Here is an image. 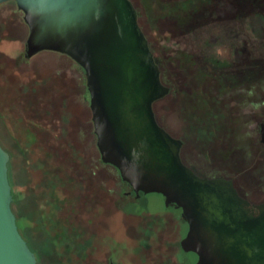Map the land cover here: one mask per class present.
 Segmentation results:
<instances>
[{
  "label": "water",
  "instance_id": "1",
  "mask_svg": "<svg viewBox=\"0 0 264 264\" xmlns=\"http://www.w3.org/2000/svg\"><path fill=\"white\" fill-rule=\"evenodd\" d=\"M11 0H0V4ZM29 26L26 56L63 53L85 71L101 160L136 192L182 209L181 245L196 264H264V202L252 210L232 180L201 177L181 157L183 141L158 121L170 92L131 0H13ZM264 143V122L260 125ZM10 154L0 144V264H38L12 208Z\"/></svg>",
  "mask_w": 264,
  "mask_h": 264
},
{
  "label": "trees",
  "instance_id": "2",
  "mask_svg": "<svg viewBox=\"0 0 264 264\" xmlns=\"http://www.w3.org/2000/svg\"><path fill=\"white\" fill-rule=\"evenodd\" d=\"M131 1L138 11L140 23L142 13L135 0ZM146 4L151 12L155 11L152 17L157 31L164 32L172 43V46L161 49L157 40L154 46L153 39L146 35L140 24L158 59L161 78H165L170 87L169 94L154 103L157 119L160 121V114L164 113L181 115L193 127L192 149L195 154L209 157L211 161H223L225 165L232 163V169L240 177H246L248 172L252 173L249 159L245 158L246 152L231 151L237 144L236 135L240 128L234 95L245 91L247 96H253L261 90L264 57L254 53L251 37L249 40L239 38L236 26L240 24L242 30L245 24L254 37H264V0H146ZM207 24H223L232 28L225 33L226 40L230 41L228 59L208 52V42L213 39L205 38ZM195 34L198 38L193 48L189 43ZM0 65L4 71L3 81H7L4 84L12 90V101L6 103L5 108L12 104L11 111L20 112L18 118H22L20 123L23 125V134H19L15 151L7 150L1 141L0 144L11 156L9 177L12 176L13 159L22 156L25 160L34 201L33 213L29 212V204L19 210L16 207L19 198L15 183H11L12 208L19 229L36 253L23 232L24 220L31 226L29 220L32 216L33 226L45 230L49 239L61 249L58 251L62 264H80L87 259L84 253L93 250L94 241L102 231L100 222L103 214L96 206L103 185L87 163L81 143L73 136L77 120L87 118L73 116L69 111V108L77 107L71 96L77 89L75 82L64 73L48 71L44 78L37 79L44 81L43 84L19 87L13 83L15 75L14 78L11 76L12 82H8L7 77L12 74L10 63L1 59ZM26 115L39 117L42 121L40 124L34 119V122H29L23 119ZM52 121L55 126L51 125ZM254 146L260 148L258 144ZM57 191L64 194V198L59 199ZM46 199L58 203L46 209L44 203L49 202ZM64 208L67 210L66 218L57 217ZM76 225H80V229ZM64 252L67 255L64 256Z\"/></svg>",
  "mask_w": 264,
  "mask_h": 264
},
{
  "label": "rangeland",
  "instance_id": "3",
  "mask_svg": "<svg viewBox=\"0 0 264 264\" xmlns=\"http://www.w3.org/2000/svg\"><path fill=\"white\" fill-rule=\"evenodd\" d=\"M135 2L138 4V7L142 13L140 24L144 28L146 35H148L149 38L153 39V45L156 46V42L158 40L160 43H158V47L161 46V49H166L167 47L172 46L171 41L168 40L164 32L160 33V31H157V25H155L153 21L154 17H152L155 11L151 12L148 9L146 0H135ZM0 24L4 26L2 27V29L4 28V30L2 32V35L0 36V61L1 59L5 61H7L8 58L12 59V65H10L13 69V72L10 76L7 77L8 82H12L11 76H13L14 78V75L16 76V79H18L20 82H28L31 78L38 79V77L44 74L43 72L47 70H53L54 72L64 73L71 80H73L77 89L76 91L72 92L71 96L73 102L77 105V107L73 106L72 108H69V111L73 116L80 115L83 118L87 117L83 120H77V122L75 123V127L73 129L74 139L78 140L81 143L82 150L85 155V159L87 160V163L91 167H93L95 171L99 174H104L103 176L105 183L111 185L115 179L119 181L120 173L114 167L109 165L101 166L100 164V162H102L101 155L96 144L97 138L94 133V125L92 122V114L90 110V94L87 91V76L85 74L84 69L71 57L61 55L56 52H41L39 54H36L32 58H27L26 40L29 35V28L24 22L23 12L17 9L16 3L14 1H9L0 5ZM6 24L14 26L16 30L9 31V27L8 29L5 28ZM242 26L244 27V29L242 30H240V24L236 26L239 38H246L249 40V38L251 37L253 39V45L251 46H254L252 47L254 53L257 56L264 57V37H254L245 24ZM226 28V25L223 24H207L204 30L205 34L203 33L205 35V38L208 37V39H213L211 40V43L208 42V52L216 54L224 60L229 58L228 43L230 42L226 40L227 35L225 33H229L231 27L227 28V31L225 30ZM193 33L194 32H192V35ZM230 33L233 32L231 31ZM157 34L158 36L156 37L155 35ZM190 38L192 41L191 43H189V45L194 48L197 44L196 38H198V36L195 34V37H193L195 41L192 37ZM255 38H257V40ZM237 41L238 38L236 42ZM186 44L188 43L185 42V45ZM7 72L11 73L8 69ZM0 76L1 80H3V74L0 73ZM163 82L167 84L165 78L163 79ZM6 85L7 84L0 85V141L2 142L4 147H6L7 150L15 151L14 147L17 145L18 140L20 139L19 134H23V125L20 123L22 118H18V114L20 112H18L17 110L11 111L12 104L10 105V107L5 108V104L10 103L12 101V90H10V86ZM22 85L23 84H18L19 87ZM236 95H234V102L237 104L238 108L240 128L238 129L236 135L237 144L235 147L231 148V151L234 153L238 150L242 151L243 153L246 152L245 158L249 159V168L252 169V173L253 171L256 173V175H252V177H249L248 182L240 183V179H238V182L240 186H242L243 191L252 199H264V148L260 147L259 149H256L252 148L251 145L252 143L256 144V142L260 139L259 125L262 121H264V82H262L261 90L253 96L250 95L248 98H246L247 93L245 91L239 92ZM86 109H88L89 114ZM166 110L168 112L170 111L169 108H167ZM38 118L39 117L33 118L31 115H26L23 119H28V121L30 120L29 122H34L35 120L37 124H40L42 120H39ZM159 119V123L170 134L177 138L185 140L186 150L182 152V158L188 164L190 162H193L192 159L190 160L189 156L187 155L188 150L192 152V144L194 142L195 134L193 132V127H191V122H185L184 118H182L181 115H168V113L160 114ZM54 124L55 123L53 122L51 125L55 126ZM84 130L86 134L84 133ZM18 154L19 153H17V155ZM21 157L22 156L13 159L12 176H10L9 178L11 183H15L19 198L16 203V207L20 210L21 208L25 207L26 204H29V212L33 213L34 201L29 188L31 180L26 169V162L23 157ZM199 157L202 159V156ZM207 160H210V158L208 157ZM194 161V163L199 165L198 159H195ZM9 162H11V156ZM229 165L230 166H228V169H230L231 166H234V164L232 163H229ZM210 170L211 171L209 172H230L228 170L225 171L224 169H220L217 167L214 169L211 168ZM230 173L233 175H239L237 171L236 173H234L233 170ZM252 173L248 172V174ZM57 194H59V199L64 198V194H62L60 191H57ZM147 197V199L151 202L150 209L152 213H165V210L163 208L164 206L161 203L162 201L158 195L151 194ZM56 203L58 202L55 201V204ZM55 204L52 203L50 200L49 202L44 203L46 209H50ZM66 213L67 210L66 208H64L57 217L64 218L66 216ZM167 216L170 217L169 213ZM29 221L31 222V226L27 220H24L23 232L27 235L31 245L36 251L38 257V264H62V257L59 255L58 246L55 245L53 241L49 239L50 237L48 236L45 230L33 226L34 218L32 216L31 220ZM168 223L165 228L166 235L168 237L167 239L171 242V244L175 245L185 236L187 225L183 221H177L172 224ZM106 224L108 228L102 233V236L98 241L97 248L94 254L91 253L89 249L88 252L84 253V256L87 254V259L80 262V264H107V260L113 257L121 261L124 257V252L126 256H129V258L131 257L128 254V251L132 248L130 246L133 242V237L128 232V226L125 225L124 218L121 212H117L113 209H110L108 217L106 218ZM43 227H45V222H43ZM76 227L79 228L80 225H76ZM157 235L158 234H155V236ZM116 248L118 249L115 251H118V253H115L114 255H111L112 253H105ZM62 254L64 256L67 255L65 252ZM177 260L179 262L181 260L179 252ZM127 262L130 263V261Z\"/></svg>",
  "mask_w": 264,
  "mask_h": 264
},
{
  "label": "flooded vegetation",
  "instance_id": "4",
  "mask_svg": "<svg viewBox=\"0 0 264 264\" xmlns=\"http://www.w3.org/2000/svg\"><path fill=\"white\" fill-rule=\"evenodd\" d=\"M11 1H13V0H11ZM7 2H9V1H7ZM7 2H4V3H7ZM4 3H1V4H4ZM16 7L18 10H20L18 8L17 4H16ZM24 22H25V20H24ZM2 27H4V26L2 24H0V36L2 35V32L4 30V28L2 29ZM8 27H9V31L10 30H16V28H14V26L6 24L5 28L8 29ZM28 28H29V26H28ZM27 39H28V37H27ZM26 42H27V40H26ZM43 52H46V51H43ZM49 52H55V51H49ZM56 53L61 54V55H66V54L59 53V52H56ZM66 56H68V55H66ZM27 58H29V57H27ZM30 58H32V57H30ZM7 61L12 65V63H11L12 59L11 58H8ZM48 71H51V70H47L43 73H46ZM11 72H13L12 68H11ZM52 72H54V71L52 70ZM0 73L1 74L4 73V71H2L1 68H0ZM56 73H59V72H56ZM40 76H42V77H40ZM40 76H39L40 78H44V74H42ZM6 82H7L6 80L0 81V85H3ZM13 83L15 85L23 84L20 87H24V86L30 87V86H33L35 84L36 85L43 84L44 81H38L37 79L31 78L28 82L27 81L20 82L18 79H16V76H15V81ZM87 91H88V87H87ZM248 97L249 96H247L246 98H248ZM90 110H91V108H90ZM91 114H92V111H91ZM262 122H264V121H262ZM75 129H77V128H75ZM73 132H74V130H73ZM84 133L86 134L85 130H84ZM94 133H95V131H94ZM182 141H183V147L181 149V157H182V152L184 150H186L185 149V140H182ZM96 144H97V140H96ZM257 144L259 145V147L264 148V143L261 141V133H260V139L257 141L256 145ZM251 145H252V148H255V146H254L255 144L252 143ZM187 153H188L187 155L189 156L190 160L192 159L193 162L189 161L190 163L188 164L183 160V158H182V160L184 161V163L187 166L192 168L195 171V173H197L201 177L225 178V179L232 180L235 188L237 189V191L239 193V195L250 202V207L252 210H255L256 212L258 211L257 206L259 204L263 203L264 199H255V200L252 199L250 196H248L243 191L242 186H240V184L238 182V179H240V183L241 182H243V183L248 182L249 177H252V175H256L255 172H253L251 175L248 174L246 177H244V176L240 177L239 175L231 174L230 172L232 170L234 173H236V171L234 169H232V166L230 169H228L229 164L225 165V163L223 161L215 162V161L207 160L206 157H202V159H201L197 154H195L193 149H192V152H190L188 150ZM195 159L199 160L200 166L197 165L196 163H194ZM100 164H101V166H107V165L112 166L119 172V170L114 165L104 163L103 161L100 162ZM216 167L220 168V169H224L225 171L228 170L230 172L229 173H226V172L218 173L215 171L209 172V171H211L210 170L211 168L214 169ZM91 169H92L93 174L97 175L99 177V179L101 180V183L103 185L102 186L103 192L99 196L98 203L96 201V203H97L96 208H98L100 210V212L103 214V220L100 222V227H101L102 231L97 235V238L93 244L95 246H93L94 249L91 251V253L94 254V252L97 248L98 241H99L100 237L102 236V233L107 230L108 226L106 224V218L108 217L109 210L113 209L117 212H121V214L123 215L124 223H125V225L128 226L127 227L128 232L133 237V242L130 246V247H132L131 250L129 249V251H128L129 252L128 254L131 256L130 258H129V256H126V254L124 252V257L122 258L121 261L115 259L112 256L113 258H109L107 260V262H106L107 264H196L197 263V261L199 259L198 255L195 252L184 250V248L181 245V241L186 237V235L188 233L189 225H188V222L184 219L183 214H182V209L180 207H177L176 204L166 205L165 198L163 197V195H161L159 193H144L143 191L136 192L134 190V188L128 182L123 180V178L121 177V174L119 177V181L117 179H115L111 185L107 184L104 181V176H103L104 174L103 173L99 174L98 172L95 171V169L93 167H91ZM151 194H156L160 197V199L162 201L161 203L164 206L163 208L165 210V213H160V214L152 213V211L150 209L151 202L147 199L148 198L147 196L151 195ZM173 210H175V211H173ZM168 213H169L170 217L167 216ZM177 221H183L187 225V230H186L185 236L179 242H177L174 245V244H171V242L167 239L168 237L166 235L165 228H166V225L168 222L170 224H172V223L177 222ZM155 234H158V235L155 236ZM118 248H116L114 250H110V251L105 252V253L106 254L112 253L111 255H114L115 253H118V251H115ZM178 252L181 256L180 262L177 260ZM127 261H130V263H128Z\"/></svg>",
  "mask_w": 264,
  "mask_h": 264
}]
</instances>
